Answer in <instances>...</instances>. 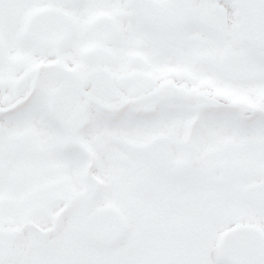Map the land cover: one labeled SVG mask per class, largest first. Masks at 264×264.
I'll return each instance as SVG.
<instances>
[{
    "label": "snow or ice",
    "instance_id": "obj_1",
    "mask_svg": "<svg viewBox=\"0 0 264 264\" xmlns=\"http://www.w3.org/2000/svg\"><path fill=\"white\" fill-rule=\"evenodd\" d=\"M0 264H264V0H0Z\"/></svg>",
    "mask_w": 264,
    "mask_h": 264
}]
</instances>
